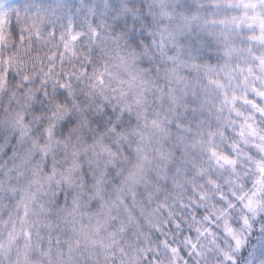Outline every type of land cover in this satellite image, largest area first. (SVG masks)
<instances>
[{
  "label": "clouds",
  "instance_id": "9594fccd",
  "mask_svg": "<svg viewBox=\"0 0 264 264\" xmlns=\"http://www.w3.org/2000/svg\"><path fill=\"white\" fill-rule=\"evenodd\" d=\"M0 264H264V0H0Z\"/></svg>",
  "mask_w": 264,
  "mask_h": 264
}]
</instances>
